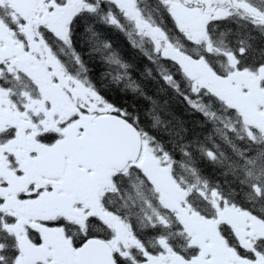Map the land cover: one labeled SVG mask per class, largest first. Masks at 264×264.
Instances as JSON below:
<instances>
[{"label":"snow or ice","instance_id":"6c2138e0","mask_svg":"<svg viewBox=\"0 0 264 264\" xmlns=\"http://www.w3.org/2000/svg\"><path fill=\"white\" fill-rule=\"evenodd\" d=\"M0 264H264V0H0Z\"/></svg>","mask_w":264,"mask_h":264},{"label":"trees","instance_id":"16d2710c","mask_svg":"<svg viewBox=\"0 0 264 264\" xmlns=\"http://www.w3.org/2000/svg\"><path fill=\"white\" fill-rule=\"evenodd\" d=\"M114 39H116L119 42L122 38L117 35V36L114 37ZM96 83L99 86V81H97ZM115 102L120 104L122 102L121 98L119 96L115 97Z\"/></svg>","mask_w":264,"mask_h":264},{"label":"flooded vegetation","instance_id":"af4514ba","mask_svg":"<svg viewBox=\"0 0 264 264\" xmlns=\"http://www.w3.org/2000/svg\"><path fill=\"white\" fill-rule=\"evenodd\" d=\"M29 14H31V10H29Z\"/></svg>","mask_w":264,"mask_h":264}]
</instances>
